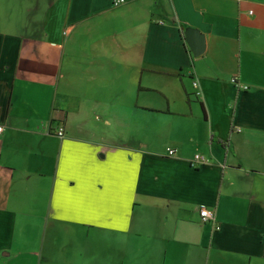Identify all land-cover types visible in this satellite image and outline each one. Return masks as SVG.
<instances>
[{
    "label": "crops",
    "instance_id": "obj_1",
    "mask_svg": "<svg viewBox=\"0 0 264 264\" xmlns=\"http://www.w3.org/2000/svg\"><path fill=\"white\" fill-rule=\"evenodd\" d=\"M0 125V264H264V0H0Z\"/></svg>",
    "mask_w": 264,
    "mask_h": 264
},
{
    "label": "built area",
    "instance_id": "obj_2",
    "mask_svg": "<svg viewBox=\"0 0 264 264\" xmlns=\"http://www.w3.org/2000/svg\"><path fill=\"white\" fill-rule=\"evenodd\" d=\"M113 1V4L114 6H119V5H122L123 3H125L126 0H112ZM232 82L238 86L239 88H242V89H249V86L247 85H243L241 84L239 81H238V78H233L231 79ZM193 86L195 88V92H196V96H200L202 94V91L200 89V86H199V83L198 81H194L193 82ZM5 131V127L3 125H0V135ZM240 131V130H239ZM56 134L58 136H60V138L62 137H65V128L64 127H60L57 131H55ZM169 154L170 155H174L175 154V151L174 150H170L169 149ZM207 161V158L206 156H203L201 155L200 153L197 154L196 156H194V159H193V163L194 164H203ZM200 214H201V217H202V222H207V221H211V220H216V217H215V211L214 210H211L209 209L206 205H203L201 207V210H200ZM219 228V226L217 227Z\"/></svg>",
    "mask_w": 264,
    "mask_h": 264
},
{
    "label": "water",
    "instance_id": "obj_3",
    "mask_svg": "<svg viewBox=\"0 0 264 264\" xmlns=\"http://www.w3.org/2000/svg\"><path fill=\"white\" fill-rule=\"evenodd\" d=\"M185 35L188 40V44L190 45L189 47L194 55L199 56L205 52L206 42L204 35L193 30L186 31Z\"/></svg>",
    "mask_w": 264,
    "mask_h": 264
}]
</instances>
